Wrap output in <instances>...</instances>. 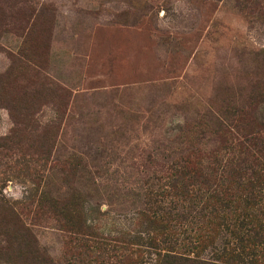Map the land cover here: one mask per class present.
<instances>
[{
    "label": "rangeland",
    "instance_id": "obj_1",
    "mask_svg": "<svg viewBox=\"0 0 264 264\" xmlns=\"http://www.w3.org/2000/svg\"><path fill=\"white\" fill-rule=\"evenodd\" d=\"M262 127L264 0H0V264H250Z\"/></svg>",
    "mask_w": 264,
    "mask_h": 264
},
{
    "label": "trees",
    "instance_id": "obj_2",
    "mask_svg": "<svg viewBox=\"0 0 264 264\" xmlns=\"http://www.w3.org/2000/svg\"><path fill=\"white\" fill-rule=\"evenodd\" d=\"M263 134V138L257 136V134ZM246 141V146L250 148L252 146L254 155L250 154L248 151L245 152L247 158L243 160V164L250 162V165L244 170L248 173H233L231 172L230 181L235 184L240 193H244V198L241 200L242 206L240 208L242 213V218L245 220L243 223L238 224L239 230L242 232L252 233V239L244 240L238 239L239 251L241 254L235 256L240 260L241 255L248 254L253 256L254 260L250 264H264V127L259 128L257 132L253 133V136L249 139H244ZM257 142L259 145H254L253 143ZM243 143H240L242 145ZM207 180L202 178V185L206 184ZM222 200H226L223 193ZM212 198V197H211ZM231 201H228V205H223V208L226 210L234 209L236 206H231ZM252 211V213H250ZM246 223V224H244ZM245 226H250L251 231L245 229ZM236 229V228H234ZM244 241L246 244L243 245ZM242 243V244H241ZM247 249V250H246ZM249 249V250H248ZM247 252V253H246ZM162 258H167L166 255H163ZM229 258H233L232 255ZM124 264H134L131 260H124Z\"/></svg>",
    "mask_w": 264,
    "mask_h": 264
}]
</instances>
